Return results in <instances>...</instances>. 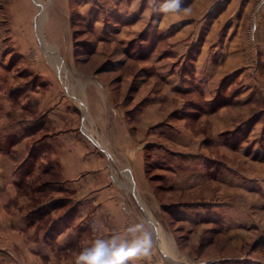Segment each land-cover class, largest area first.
<instances>
[{"label":"rangeland","instance_id":"rangeland-1","mask_svg":"<svg viewBox=\"0 0 264 264\" xmlns=\"http://www.w3.org/2000/svg\"><path fill=\"white\" fill-rule=\"evenodd\" d=\"M88 1L72 0L75 54L80 62H90L98 48L100 53L104 52L102 61L101 54L96 57L98 62L92 65V70L109 75L108 80L115 89L124 86L122 99L126 104L133 101V93L137 94L134 90L140 87L141 100L150 87L162 95V90L170 86L165 80H169V72L161 69L166 62L157 64L159 71L156 74L153 71L156 76L153 79L140 78L144 74L142 69L153 55L155 61L170 56L164 52L167 38L185 23L166 29L176 16H163L155 11L142 16L146 0L142 1L140 12L133 16L106 11L97 2L87 11L78 8V4ZM193 1L183 0V7L189 9ZM159 2L156 0V8ZM215 3L205 27L210 28L219 19L221 48L217 49L214 62L221 67L219 72L206 73L204 77L209 81L195 78L194 60L199 52L196 47L189 58L169 65L180 76L190 74L185 84L174 85H180V94L174 90L155 119L149 114H140L139 119L146 124L142 123L145 127L135 135L157 143L146 148L144 154L147 180L155 192L150 190L143 195L133 189L128 193L123 187L121 192L123 202L129 206H126L128 215L135 222L133 228L148 225L143 229L153 232L155 253L150 261L139 259L140 264H174L169 255L173 253L169 236L173 238V235L182 251L194 259L221 256L218 264H264V0H216ZM52 4V0H0V264H74L84 246L82 240L88 237L79 235L75 242H56L64 226L56 225L55 221L62 213L75 212L69 190L60 182L51 164L38 165L34 159L20 165V148L16 150L12 146L20 135L31 136L35 131L33 124L42 121L41 117L34 115L27 123L29 116L21 112L20 105L5 113L9 109L5 94L11 89L7 80L13 79L7 75L16 76V82L12 83L15 86L19 82L17 77L30 74L20 66L18 53L13 50V36L17 35L14 27L19 30V19L25 21L38 48L40 37L35 26L42 23V18L37 14ZM25 10L31 12L27 14ZM35 56L29 51L30 60ZM126 58L143 61L141 64L128 61L124 65L117 62ZM137 78L140 84L135 83ZM158 102L164 103L165 99ZM173 108L176 111L168 115ZM212 112H218V117L207 118ZM166 116V121L172 124L164 126L158 121ZM132 119L129 117L127 123H132ZM9 125H14L17 132H11ZM155 149L160 157L188 156L189 184L183 192H171V187L163 182L165 175L179 177L186 167L182 164L183 168L178 171L173 166L174 173L166 174L161 170H165L170 160L159 158L158 164L151 162L150 155ZM112 154L118 159L119 154ZM115 164L110 166V176L118 175L121 179L122 173L130 175L128 168L118 170ZM127 183L123 184L127 186ZM160 202L176 206L162 209ZM164 213L169 215L170 228ZM160 230L165 233L159 234ZM174 250L177 252L176 244ZM174 256L176 264H191L179 253ZM235 256L236 259L228 258Z\"/></svg>","mask_w":264,"mask_h":264},{"label":"crops","instance_id":"crops-1","mask_svg":"<svg viewBox=\"0 0 264 264\" xmlns=\"http://www.w3.org/2000/svg\"><path fill=\"white\" fill-rule=\"evenodd\" d=\"M142 1L139 0L137 4L135 0H89L78 4V8L87 11L97 2L106 11L114 10L116 13H126V16H133L136 12H140ZM215 2L216 0H194L192 7L179 15H174L176 16L175 20L167 25L166 29L173 26L177 27L182 22L185 24L181 25L179 29L175 30L174 34L167 38L168 43L164 52L170 53V56L165 59L170 60V63L167 64L165 60L155 61L156 56L153 55L154 57L150 58L148 64L145 63L146 65L142 69L143 77H140L146 79L156 78L155 74L157 70L159 71L157 64L166 62V65L162 66L161 69H164V71L167 69L169 72L168 78L170 81L167 78L165 80L170 83V86H166L167 89L164 92L162 90V95H158L150 87L142 100L139 99L141 96L140 87V89L134 90L137 91V94L133 93L134 99L130 104H126L122 99L124 86L115 89L108 80L109 75L98 74L92 70V65L98 62L96 57L101 54L102 61L104 52L100 53L98 48L91 55L93 59L87 63L80 62L76 56V44L74 42L76 27L73 25L71 17L72 0H52L53 4L50 7L38 11L37 16L42 18V23L35 26L40 37L38 48L31 37L29 27L25 24V21L19 19L20 29L14 27L17 35L13 36V42L15 43L13 50L16 54L18 53L20 66H24L30 74L17 77L19 82L15 86L12 83L16 82V76L11 73L7 75L9 79H13L11 81L7 80L11 89L9 92L6 91L5 94L8 97L6 103L9 104V109L5 113L12 112V108L20 105L21 112L29 116L26 118L27 123L30 119L33 120L34 115L41 117L42 121L33 124L35 131L31 136H29L30 134L28 136L20 135L17 137L19 141L14 139L15 142L12 146L16 150L20 148V165L24 166V164L34 159L38 165L42 163L51 164L56 170L60 182L65 184L69 190V199L71 203L73 202L75 212L62 213L59 219L55 221L56 225L64 226L60 236L56 238V242H75L79 235L82 237L88 235L82 240V243H84L82 248H84L101 239L110 241L113 244L130 242L147 232L144 229H147L148 225H143L140 231L133 228L132 225L135 222L128 215L127 209L129 210V208H126V206H129L123 202L121 194L122 187L128 193H132L131 190L133 189L143 195L150 192V190L153 193L155 192L154 186L147 180L144 154L146 148L155 147L157 143L151 141L150 138L142 140V137L135 135L141 132L145 127L142 125L146 124V122L143 123L139 119L140 114L143 112L145 115L149 114L150 118L152 116L155 119L160 115L158 111L159 109L162 110V104L166 105V99L172 97L173 91L175 90V93L180 94V85L178 87H174V85L185 84V80L189 79L190 74L180 76L181 73L176 72V70L172 71L169 65H174L179 59L186 60L189 58L190 52L196 47L199 52L194 60L193 73L195 78L199 81L207 80L204 77L206 73L219 72L221 67L218 66V68L214 63L217 49L221 48L218 45L220 29L217 27V23L219 19L210 28L205 27L208 19L207 15L214 8ZM132 8H135V10L130 11ZM148 8L147 5L142 16L147 15ZM26 12L28 14L31 11L25 10ZM26 17L28 18L29 15H26ZM188 21L191 22L188 23ZM138 22L128 27V30L131 27L134 28ZM12 24H14L13 21ZM262 32L264 33V31ZM29 51L36 54L33 60L28 57ZM121 51L123 54V50ZM12 57L13 54L6 60H10ZM128 61L141 64L143 60L126 58V60L118 59L117 62L124 65ZM148 68H152L151 71H148ZM138 80L137 78L135 83ZM138 83L140 84V81ZM161 98L165 99L164 103L158 102ZM167 101L169 102V100ZM147 110L149 113H147ZM175 111L176 109H171L170 112L168 111V115H172ZM218 115V112H212L207 118H215ZM129 117L133 118L132 123H127ZM166 120L167 116L158 122H161L160 124L164 123V126L172 124ZM8 129L11 132H17L14 131L16 130L14 125H9ZM20 130L22 131V128ZM167 140L169 139L165 138V141ZM114 152L119 154V160L113 156L112 153ZM173 155L176 157L174 158ZM173 155L160 157L161 154L155 149V152L150 155V159L154 164H158L159 158L170 160V164H165V170H161L166 174L167 172H173L172 168L174 167L179 171L183 168L182 164H184L186 169L184 171L180 170L179 177L165 175V181L163 182V184L166 183L167 186L171 187L169 191L183 192L189 184L186 176L189 158L183 154ZM112 163H116L115 166L118 170L128 168L130 175L126 176L122 173L121 179L118 175L117 177L116 175L110 176ZM173 163H177V165ZM116 168L114 174L117 173ZM169 168L172 170L170 171ZM171 178H173V181ZM122 182H128L127 186ZM58 195L60 196V194ZM170 205L171 203L160 202L159 208L173 207L174 209L176 206ZM167 211L170 212V210ZM55 213L53 211L52 214ZM164 214L169 227V215ZM159 232L165 233L164 230ZM169 237L173 242L172 255L169 251L171 260H173L174 253H179L191 264H218L222 258L221 256L191 258L182 251L174 235L173 238ZM81 238L79 239L81 240ZM175 244L177 252L174 250ZM73 253H76V251L74 250ZM153 253L155 252L153 251ZM228 258L236 259V256ZM172 262L176 264L175 260ZM133 264H140V260L134 261Z\"/></svg>","mask_w":264,"mask_h":264},{"label":"clouds","instance_id":"clouds-1","mask_svg":"<svg viewBox=\"0 0 264 264\" xmlns=\"http://www.w3.org/2000/svg\"><path fill=\"white\" fill-rule=\"evenodd\" d=\"M138 4L139 0H135ZM151 15L153 11L163 16L179 15L186 11L183 0H160L156 8V0H146ZM135 8L130 9L134 11ZM140 231L139 228L135 229ZM153 255V232H144L138 238L119 244H112L103 240L86 246L76 255L74 264H129L138 259L151 260ZM175 260V256L172 257Z\"/></svg>","mask_w":264,"mask_h":264}]
</instances>
